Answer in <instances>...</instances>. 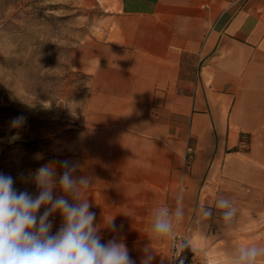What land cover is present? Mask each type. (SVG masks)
<instances>
[{"label":"crops","instance_id":"crops-1","mask_svg":"<svg viewBox=\"0 0 264 264\" xmlns=\"http://www.w3.org/2000/svg\"><path fill=\"white\" fill-rule=\"evenodd\" d=\"M114 1L78 67L89 84L69 159L93 181L81 198L96 223L116 215L136 264L148 248L169 264L173 237L150 239L152 211L174 209L182 191L175 232L191 264H230L238 247L264 245V0ZM218 197L238 209L231 228L217 213L198 230L197 204Z\"/></svg>","mask_w":264,"mask_h":264},{"label":"rangeland","instance_id":"rangeland-1","mask_svg":"<svg viewBox=\"0 0 264 264\" xmlns=\"http://www.w3.org/2000/svg\"><path fill=\"white\" fill-rule=\"evenodd\" d=\"M114 10V0H0V172L16 177L17 189L36 195L18 174L75 154L89 84L78 67ZM18 116L25 122L12 128ZM240 145L246 152L247 138Z\"/></svg>","mask_w":264,"mask_h":264},{"label":"clouds","instance_id":"clouds-1","mask_svg":"<svg viewBox=\"0 0 264 264\" xmlns=\"http://www.w3.org/2000/svg\"><path fill=\"white\" fill-rule=\"evenodd\" d=\"M24 122L25 118L18 116L11 121V127L20 128ZM80 169V163L75 160L54 159L27 175L19 173L22 183L35 184L36 195L27 188L17 189V178L0 172V264H136L126 244L118 238L123 225H116V215L96 223L90 201L81 198L82 189H87L93 181L87 175H77ZM237 211L233 201L218 197L213 206L197 204L195 223L203 231L209 226L204 221L209 222L218 213L223 228L230 229ZM56 214L61 224L53 234L54 221L50 218ZM184 214L181 191L174 209L161 205L152 211L150 239H175V227ZM102 230L117 235L102 242ZM190 247L188 237L180 239L181 250ZM145 252L141 264H152L151 248ZM178 264H184L183 258ZM230 264H264V245L238 247L230 255Z\"/></svg>","mask_w":264,"mask_h":264},{"label":"built area","instance_id":"built-area-1","mask_svg":"<svg viewBox=\"0 0 264 264\" xmlns=\"http://www.w3.org/2000/svg\"><path fill=\"white\" fill-rule=\"evenodd\" d=\"M193 157H194L193 149L190 148V147H187L186 150H185L183 166L184 167H189L190 164L192 163ZM60 224L53 225V229H52L53 234L58 230ZM179 241H180V237L178 236V234H176V237H175V239L173 238V242H172V250H171L169 264H174L175 260L180 255V250L181 249L179 248Z\"/></svg>","mask_w":264,"mask_h":264},{"label":"trees","instance_id":"trees-1","mask_svg":"<svg viewBox=\"0 0 264 264\" xmlns=\"http://www.w3.org/2000/svg\"><path fill=\"white\" fill-rule=\"evenodd\" d=\"M192 251L190 248H186L180 251L179 257L175 260L174 264H178L180 258H183L184 264H191Z\"/></svg>","mask_w":264,"mask_h":264}]
</instances>
